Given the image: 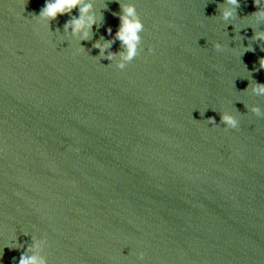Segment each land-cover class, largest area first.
I'll return each instance as SVG.
<instances>
[{
  "label": "water",
  "instance_id": "95a60500",
  "mask_svg": "<svg viewBox=\"0 0 264 264\" xmlns=\"http://www.w3.org/2000/svg\"><path fill=\"white\" fill-rule=\"evenodd\" d=\"M45 2L0 0V264L33 238L27 255L47 264H264L253 0L228 26L223 0H88L104 23L82 53L65 42L70 16L33 19ZM119 3L144 24L124 70L92 47L117 31ZM224 111L238 129L224 130Z\"/></svg>",
  "mask_w": 264,
  "mask_h": 264
},
{
  "label": "clouds",
  "instance_id": "9594fccd",
  "mask_svg": "<svg viewBox=\"0 0 264 264\" xmlns=\"http://www.w3.org/2000/svg\"><path fill=\"white\" fill-rule=\"evenodd\" d=\"M253 2L257 10L250 14L251 17L255 18L258 23L264 21V6H262L264 5V0H253ZM119 4L121 11L119 13H113V15H118L119 17L117 31L113 35L112 29L109 27L107 31L111 39L105 40L101 36L99 40L93 43L92 47L99 50L97 57L100 60H107L109 63L115 61L114 66L117 69L124 70L142 51L141 33L144 31V24L137 12L135 4ZM240 7V0H223V3L217 5L220 19L228 26L230 24L228 23L229 21L237 18V10ZM76 9L79 10V16L72 15L73 10ZM62 15L71 17L63 26V33L66 38L65 42L76 38V41L81 45L77 49V52H84L85 47L82 46L81 42L92 39L94 26L98 29L103 25V13L97 18L93 4L89 3L88 0H46L39 14H33V19H35L37 24L51 29V23ZM249 27H252V25L250 24ZM253 31L254 35L251 39L261 41V51H264V31H256L255 29ZM117 41H119L121 49L113 51L112 47ZM213 47L217 52H221L225 46L217 41L213 44ZM151 51L152 49L149 48V52ZM248 51H255V49L249 45L245 47V52ZM117 57H119L118 60L116 59ZM259 67L264 69V58H260ZM249 86L256 95H264V83L253 82ZM250 111L257 117H264V112L259 107H252ZM200 115L203 116L204 113H200ZM206 120L211 125H217L215 117H208ZM220 124L225 126V131L239 128L237 116L228 111L220 113ZM33 241V245H30L27 251H31L32 247L35 246V238H33ZM27 251L21 253L18 264H47L44 259L38 258L36 255H27ZM139 256L143 259L144 253L140 252Z\"/></svg>",
  "mask_w": 264,
  "mask_h": 264
}]
</instances>
